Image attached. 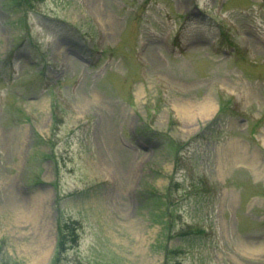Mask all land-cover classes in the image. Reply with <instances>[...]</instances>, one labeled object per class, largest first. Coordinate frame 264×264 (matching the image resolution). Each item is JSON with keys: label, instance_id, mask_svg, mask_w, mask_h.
<instances>
[{"label": "rangeland", "instance_id": "rangeland-1", "mask_svg": "<svg viewBox=\"0 0 264 264\" xmlns=\"http://www.w3.org/2000/svg\"><path fill=\"white\" fill-rule=\"evenodd\" d=\"M0 264H264V0H0Z\"/></svg>", "mask_w": 264, "mask_h": 264}, {"label": "bare ground", "instance_id": "bare-ground-1", "mask_svg": "<svg viewBox=\"0 0 264 264\" xmlns=\"http://www.w3.org/2000/svg\"><path fill=\"white\" fill-rule=\"evenodd\" d=\"M204 106H205V107L203 108V110H205L206 113H207V111H209V110L211 109V107H212V105L209 103V101H206ZM185 113H186V112H185L184 109H183L182 114L184 115ZM186 114H189V113H186Z\"/></svg>", "mask_w": 264, "mask_h": 264}, {"label": "trees", "instance_id": "trees-1", "mask_svg": "<svg viewBox=\"0 0 264 264\" xmlns=\"http://www.w3.org/2000/svg\"><path fill=\"white\" fill-rule=\"evenodd\" d=\"M59 243V242H58Z\"/></svg>", "mask_w": 264, "mask_h": 264}]
</instances>
